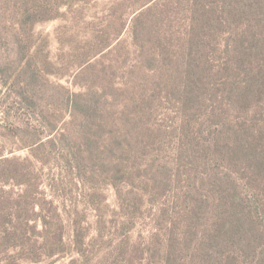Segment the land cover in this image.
<instances>
[{"label": "trees", "instance_id": "trees-1", "mask_svg": "<svg viewBox=\"0 0 264 264\" xmlns=\"http://www.w3.org/2000/svg\"><path fill=\"white\" fill-rule=\"evenodd\" d=\"M78 1L93 0H0V93L5 99L16 98L12 106L33 111L48 102L83 120L69 123L74 127L69 128L71 134L69 126L59 132L55 125H46L48 136L29 124L10 125L36 162L49 161L40 159L47 149L62 150L64 168L83 185L112 162L111 180L117 186L136 170L133 163L147 156L157 137L143 123H112L115 129L102 142L99 130L108 123L89 122L101 115L103 94L91 88L87 94H75L50 83L33 52L35 26L63 17L61 9ZM154 1L145 0L143 7ZM177 5L187 19L186 32L176 44L162 33L153 60L169 70L163 77L180 106L183 123L173 164L184 173L173 174L169 163L158 170L150 167V195L168 196L173 182L185 186L173 196L177 217L162 239L153 238L149 256H158L162 264H264V0H179ZM153 7L135 19V39L141 32L138 21ZM141 44L139 49L145 50L147 41ZM22 164H17L20 169ZM20 178L17 184L24 187L21 198L26 200L32 185ZM29 212L22 203L16 210L21 234L26 233L24 224H30L50 248L51 239L44 235L50 222L42 212L29 222ZM38 222L44 230H37ZM68 244L82 258L80 264L89 263L90 247L79 227ZM56 245H62L61 238ZM61 254L56 249L47 257Z\"/></svg>", "mask_w": 264, "mask_h": 264}, {"label": "rangeland", "instance_id": "rangeland-1", "mask_svg": "<svg viewBox=\"0 0 264 264\" xmlns=\"http://www.w3.org/2000/svg\"><path fill=\"white\" fill-rule=\"evenodd\" d=\"M144 1H78L72 8L61 9L63 17L33 29V52L38 53L37 61L50 83L75 94H87L88 88L103 94L101 115L89 122L108 123L99 130L102 142L115 129L114 123H143L157 137V143L146 157L133 163L136 170L129 171L117 186L111 180L112 162L83 185L64 168L62 150L47 149L48 153L40 154V159L49 160L42 165L10 131V125L29 124L48 136L46 125L64 132L69 123L83 120L73 119L62 106L48 102L33 111L19 104L12 106L16 98L5 99L6 94L0 93V264H71L73 260L80 264L82 258L68 244L75 227L90 247L88 264H162L158 256L150 258L148 246L153 238L162 239L168 223L177 217L173 196L185 185L173 182L168 196L154 198L150 180L152 169L158 170L163 163H169L173 174L184 173L177 163L174 165L183 121L179 103L163 77L170 72L153 57L160 52L162 33L172 36L173 44L179 42L187 19L177 5L179 0H155L143 7ZM153 5L138 21L141 32L135 39V19ZM143 40L147 44L141 51ZM87 61L91 64L81 67ZM5 107L11 110L5 112ZM17 164H22V169ZM22 176L32 185L26 200L21 198L24 187L17 184ZM21 203L30 209L29 222L40 212L50 222L44 233L51 239L50 248L43 235L30 230V224H24L26 233L21 234L23 224L15 217ZM42 229L38 222L37 230ZM60 238L62 245L57 247ZM56 249L60 256L47 257Z\"/></svg>", "mask_w": 264, "mask_h": 264}]
</instances>
